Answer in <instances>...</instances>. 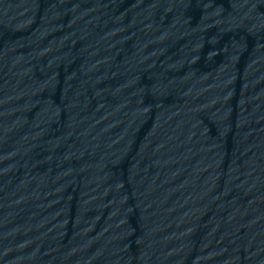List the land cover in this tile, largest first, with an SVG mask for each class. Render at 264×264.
Wrapping results in <instances>:
<instances>
[{"label":"water","instance_id":"water-1","mask_svg":"<svg viewBox=\"0 0 264 264\" xmlns=\"http://www.w3.org/2000/svg\"><path fill=\"white\" fill-rule=\"evenodd\" d=\"M0 264H264V0H0Z\"/></svg>","mask_w":264,"mask_h":264}]
</instances>
